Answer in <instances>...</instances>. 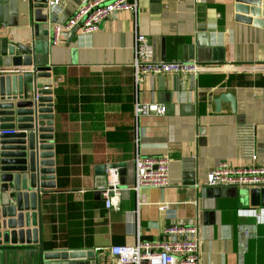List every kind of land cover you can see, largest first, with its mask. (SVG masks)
<instances>
[{"label":"crops","instance_id":"obj_1","mask_svg":"<svg viewBox=\"0 0 264 264\" xmlns=\"http://www.w3.org/2000/svg\"><path fill=\"white\" fill-rule=\"evenodd\" d=\"M89 1L61 0L41 26L49 31L55 168V188L41 196L42 252L94 251L99 260L109 247L132 246L137 238L195 241L197 264H264V193L253 207L245 189L206 185L207 173L222 163L264 167V75H145L135 86L131 67L136 34L153 47L156 61L264 64V29L235 21L234 0H138L135 17L117 13L93 33L69 31L50 42L53 26ZM31 38L28 0H7L0 40ZM3 64L2 73H14L9 60ZM225 93L233 108L227 101L215 106ZM135 102L166 109L140 119L137 143ZM75 148L79 165L70 161ZM135 153L169 162V184L143 188L138 199L127 189ZM111 164L124 168L125 185L117 207L106 209L97 189L105 176L94 168ZM169 229L194 233L169 235ZM0 264H41L37 246H5Z\"/></svg>","mask_w":264,"mask_h":264},{"label":"water","instance_id":"obj_2","mask_svg":"<svg viewBox=\"0 0 264 264\" xmlns=\"http://www.w3.org/2000/svg\"><path fill=\"white\" fill-rule=\"evenodd\" d=\"M234 2L235 21L264 29V0ZM28 7L30 42L0 40V66L7 59L14 70L24 69L11 75L0 71V260L5 246L33 245L41 264H97L94 251L42 252L41 196L55 188L53 144L49 143L53 139V84L46 58L49 31L41 29L48 22L49 9L46 0H28ZM6 12L7 0H0V16L5 18ZM77 30L70 31L72 37ZM224 101L233 108L234 99L226 93L214 100L215 106ZM107 169L117 170L120 187L125 185L120 165H99L94 173L104 177ZM263 193L262 189L245 192L253 207L260 205Z\"/></svg>","mask_w":264,"mask_h":264},{"label":"built area","instance_id":"obj_3","mask_svg":"<svg viewBox=\"0 0 264 264\" xmlns=\"http://www.w3.org/2000/svg\"><path fill=\"white\" fill-rule=\"evenodd\" d=\"M61 0H46L47 7L59 5ZM138 0H90L77 9L63 25H54L50 34V42L57 43L64 33L77 27L80 34L97 31L101 23L117 13L126 12L136 15ZM132 74L135 86L145 75L183 74L196 78L208 73H246L264 75V64L216 65L200 64L195 60L184 62H163L154 60L153 47L143 36L135 35L133 41ZM24 70L15 69L21 74ZM133 120L135 125L133 142H138V126L140 119L149 116H162L165 106L158 103L133 104ZM134 181L127 189L138 199L140 190L146 187L163 188L169 184V162L163 157H141L137 153L132 158ZM206 185L231 186L251 190L264 188V167L249 168L231 167L227 163L220 164L206 175ZM117 170L107 169L103 185L97 187L104 207H117L121 189ZM165 205H158V210ZM194 233V229H169L166 233ZM198 252L195 241L147 242L137 238L132 246H111L107 254L96 259L97 264H197Z\"/></svg>","mask_w":264,"mask_h":264},{"label":"trees","instance_id":"obj_4","mask_svg":"<svg viewBox=\"0 0 264 264\" xmlns=\"http://www.w3.org/2000/svg\"><path fill=\"white\" fill-rule=\"evenodd\" d=\"M70 161H71V163H74L77 165H79L83 161V158L81 156H79V154L77 153L76 148H75V153L71 156ZM77 173H79L78 170H77Z\"/></svg>","mask_w":264,"mask_h":264}]
</instances>
